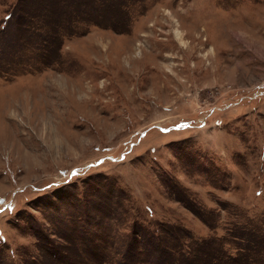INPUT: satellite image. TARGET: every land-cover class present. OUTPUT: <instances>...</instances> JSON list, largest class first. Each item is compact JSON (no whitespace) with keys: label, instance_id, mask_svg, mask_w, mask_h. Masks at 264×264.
Masks as SVG:
<instances>
[{"label":"rangeland","instance_id":"1","mask_svg":"<svg viewBox=\"0 0 264 264\" xmlns=\"http://www.w3.org/2000/svg\"><path fill=\"white\" fill-rule=\"evenodd\" d=\"M0 264H264V0H0Z\"/></svg>","mask_w":264,"mask_h":264},{"label":"trees","instance_id":"2","mask_svg":"<svg viewBox=\"0 0 264 264\" xmlns=\"http://www.w3.org/2000/svg\"><path fill=\"white\" fill-rule=\"evenodd\" d=\"M197 249L200 251L202 249V246H198ZM187 251H189V253H190V250H187ZM186 258H190V256L187 254ZM230 258H231L230 256H226L225 260H229Z\"/></svg>","mask_w":264,"mask_h":264}]
</instances>
